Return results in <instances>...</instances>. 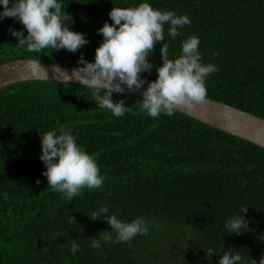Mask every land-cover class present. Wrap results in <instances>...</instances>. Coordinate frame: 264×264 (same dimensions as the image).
Wrapping results in <instances>:
<instances>
[{"label": "trees", "instance_id": "16d2710c", "mask_svg": "<svg viewBox=\"0 0 264 264\" xmlns=\"http://www.w3.org/2000/svg\"><path fill=\"white\" fill-rule=\"evenodd\" d=\"M58 2L69 14L65 24L89 43L75 53L29 52L9 32L23 30L27 36L26 30L4 18L0 63L39 58L78 66L81 54L94 61L103 40L97 30L112 23L111 9L147 2L189 17L191 23L175 39L165 25L163 43L168 58L175 59L184 39L199 38L200 62L218 69L205 79L207 97L264 118V0ZM161 46L157 42L149 57L151 73L142 76L157 78ZM111 98L124 100L130 110L117 118L98 107L92 90L71 82L29 80L0 90V264H155L169 242H183L184 232L198 237L202 264H217L225 238L236 235L224 225L243 207L251 231L241 235H264V148L178 110L152 118L135 107L139 96L113 93ZM60 128L71 131L105 178L102 188H85L71 202L47 187L39 158L40 134H59ZM105 206L123 222L142 217L148 234L117 242L104 219L90 218ZM105 230L111 243L101 237ZM92 239H100L101 247L92 248ZM73 242L79 245L75 254ZM208 249L214 254L207 259Z\"/></svg>", "mask_w": 264, "mask_h": 264}, {"label": "clouds", "instance_id": "9594fccd", "mask_svg": "<svg viewBox=\"0 0 264 264\" xmlns=\"http://www.w3.org/2000/svg\"><path fill=\"white\" fill-rule=\"evenodd\" d=\"M3 11L0 20L14 18L23 30L9 29L10 34L17 38V44L33 53H41L45 49L59 51L61 49L75 53L89 43L84 34L71 31L65 21L69 14L63 10L58 0H0ZM109 18L99 28L98 34L103 40L95 49L94 61H86L80 55L75 68L69 76L62 72V81L79 82L92 90V96L100 109H105L119 118L130 110L124 100L114 102L112 94H123L126 86L128 91L139 90L146 83L141 79V73H151L152 64L149 57L157 42L161 43L160 53L162 65L156 68L157 78L147 82V88L142 92V99L135 102V107L141 113L152 118L161 114L172 116L180 108L192 109L196 105H203L206 101L205 79L209 74L218 71L213 64H202L199 52L200 40L192 35L181 43V54L175 59L168 58V45L163 43L165 25H168V35L175 39L180 35V29L191 23L187 15H177L174 11L155 9L150 3L142 2L135 7H113ZM27 67L35 71L40 67L38 61ZM59 70V69H58ZM40 160L45 165L42 173L47 178V187L71 202L82 191L100 189L103 187L104 176L93 156L88 154L68 129L48 131L40 134ZM40 183L39 179L36 181ZM5 198L7 194L5 193ZM243 207L238 215H234L225 225V232L229 235H241L251 231L249 222L241 213H246ZM105 206L91 214L93 220L104 219L116 234L117 242H130L137 235H147V221L137 217L131 222H123L115 214L108 215ZM74 220V217H72ZM75 221V220H74ZM111 232L102 231L101 237L107 243L112 242ZM264 241V235L258 237ZM92 248H100L101 240L92 239ZM79 245L72 243L70 251L75 254ZM213 250H207V259ZM217 264H264V254L259 262L243 256L239 251L229 247L217 261Z\"/></svg>", "mask_w": 264, "mask_h": 264}, {"label": "water", "instance_id": "95a60500", "mask_svg": "<svg viewBox=\"0 0 264 264\" xmlns=\"http://www.w3.org/2000/svg\"><path fill=\"white\" fill-rule=\"evenodd\" d=\"M37 61L40 67L47 72L48 78L43 75V70L39 67L35 71L27 67L29 64ZM75 68L77 66L55 63L39 58L8 60L0 63V90L10 84L29 80L63 82L60 71L67 72L70 76ZM141 79L146 80L141 89L129 92L127 87L122 85L125 88L124 93L142 97L143 90L147 88V82L154 81L155 79L142 75ZM69 82L80 84L75 80H70ZM178 111L264 148V118L207 96L203 105H196L190 110L180 108Z\"/></svg>", "mask_w": 264, "mask_h": 264}, {"label": "rangeland", "instance_id": "374dc122", "mask_svg": "<svg viewBox=\"0 0 264 264\" xmlns=\"http://www.w3.org/2000/svg\"><path fill=\"white\" fill-rule=\"evenodd\" d=\"M198 244V237L184 232L183 242H169L166 253L155 264H202L204 257ZM230 246L234 251H239L250 259H256L257 262L264 254V241L257 238L242 235L226 237L223 254Z\"/></svg>", "mask_w": 264, "mask_h": 264}]
</instances>
